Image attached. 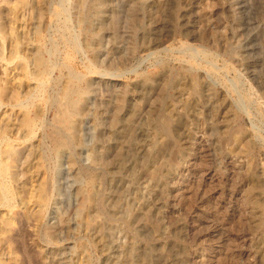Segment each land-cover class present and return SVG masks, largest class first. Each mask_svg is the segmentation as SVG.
<instances>
[{
	"label": "rangeland",
	"instance_id": "obj_1",
	"mask_svg": "<svg viewBox=\"0 0 264 264\" xmlns=\"http://www.w3.org/2000/svg\"><path fill=\"white\" fill-rule=\"evenodd\" d=\"M0 152V264H264V0H0Z\"/></svg>",
	"mask_w": 264,
	"mask_h": 264
},
{
	"label": "bare ground",
	"instance_id": "obj_2",
	"mask_svg": "<svg viewBox=\"0 0 264 264\" xmlns=\"http://www.w3.org/2000/svg\"><path fill=\"white\" fill-rule=\"evenodd\" d=\"M23 2H24V1H23ZM164 2H165V1H164ZM18 3H19V2H18ZM20 3H21V2H20ZM20 3H19V4H20ZM102 3H104V2L102 1ZM19 4H18V5H19ZM20 6H22V5L20 4ZM23 7H25V5H24ZM101 7H102V6H101ZM18 8H19V7H18ZM20 9H22V8H20ZM20 9H18V11H19ZM6 10H7V9H6ZM10 11H11V10H10ZM21 11H22V10H21ZM161 13H162V12H161ZM14 14H15V12H14ZM37 15H38V14H37ZM43 15H44V14H43ZM20 19H21V18H20ZM10 25H11V24H10ZM209 29H210V28H209ZM12 35L14 36V39H15V31H14V30L12 31ZM16 41H17V40H16ZM18 43H20V41H18V42H16V43L14 44V45H15V46H14L15 51L17 50V48H18V46H19ZM14 49H13V50H14ZM37 56H38V55H37ZM21 60H22V59H21ZM36 60H37V65H38V66H40V67H43V66H44V61L42 60V58H39V57H38ZM41 70H42V69H41ZM44 71H45V70H44ZM189 71H190V70H189ZM41 73H43V72H41ZM192 80H193V79H192ZM196 83H197V82H196ZM196 83L194 82V84H193V90H194V92H195L196 88L198 87ZM198 88H199V87H198ZM234 88H235V87H234ZM68 89H70V91H69L70 93H69V94H71V90H72V89H71L70 87H69ZM65 90H66V89H65ZM65 90H64V91H65ZM199 90H200V89H199ZM199 90H198V91H199ZM196 91H197V90H196ZM65 92H67V91H65ZM67 94H68V92H67ZM64 95H65V94H64ZM66 96H67V95H66ZM68 97H69V96H68ZM65 101H66V99H65ZM68 102H69V100H68ZM69 103H70V102H69ZM70 104H71V103H70ZM76 104H77V103H76ZM241 104H242V103H241ZM137 105H138V104H137ZM60 107H61V105H60ZM63 107H66V106L63 105ZM71 107H72V106H71ZM243 107H244V106H243ZM65 110H66V108H65ZM62 111H64V110H62ZM66 112H67V111H66ZM170 112H171V111H170ZM69 113H70V112H69ZM67 115H68V113L66 114V113L63 112L59 118H60V119H65V118H68V117H69V119H71V118H70L71 116H68V117H67ZM171 115H172V114H171ZM57 117H58V116H57ZM55 118H56V117H55ZM58 120H59V119H58ZM29 121H30L29 118L25 115L24 118H23V120L21 121V123H22L23 125H25V124L28 125V124L30 123ZM5 122H6V121H5ZM5 122H4V123H5ZM60 122H61V121H60ZM164 122H165V121H164ZM26 125H25V126H26ZM59 125H60V124H59ZM62 128L65 129V127H62ZM4 130H5V128H4ZM68 131H69V130H68ZM161 134H162V133H161ZM240 135H241V134H240ZM238 136H239V135H238ZM237 138H238V137H237ZM236 140H237V139H236ZM242 140H243V139H242ZM6 142H7V141H6ZM160 142H161V141H160ZM59 144H60V143H59ZM62 144H63V142H62ZM5 145H6V144H5ZM7 145H8V144H7ZM7 145H6V146H7ZM181 145H182V144H181ZM6 146H5V147H6ZM60 146H61V145H60ZM1 147H2V146H1ZM6 148H7V147H6ZM8 148H9V145H8ZM11 149H13V148H11ZM11 149H10V150H11ZM3 150H4V149H3ZM3 150H2V151H3ZM6 150H8V149H6ZM232 151H233V150H232ZM5 152H6V151H5ZM7 152H8V151H7ZM0 153H1V152H0ZM2 153H3V152H2ZM2 153H1V155H2ZM6 155H7V154H6ZM151 170H152V169H151ZM150 172H153V170H152V171H149V173H150ZM4 173H5V169H1V170H0V174H4ZM253 174H254V173H253ZM248 176H249V175H248ZM88 180H89V179H88ZM36 183H37V182H36ZM25 185H26V184H25ZM30 190H31V189H30ZM29 193H30V192H29ZM44 198H45V196H44V189H43L42 186H40V187H39V193H38V199L44 201ZM247 200H248V199H247ZM256 200H257V199H256ZM256 200H255V201H256ZM249 201H250V200H249ZM257 201H258V200H257ZM257 203H259V202H257ZM252 204H253V203H252ZM258 205H259V204H258ZM252 215H253V214H252ZM259 218H260V217H259ZM261 219H263V218L261 217ZM263 220H264V219H263ZM261 221H262V220H261ZM254 222H255V221H254ZM259 223H262V222H259ZM259 225H260V224H259ZM260 243H261V242H260ZM253 247H254V246H253ZM256 249H257V248H256ZM261 253H262V252H261Z\"/></svg>",
	"mask_w": 264,
	"mask_h": 264
}]
</instances>
